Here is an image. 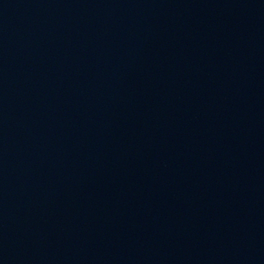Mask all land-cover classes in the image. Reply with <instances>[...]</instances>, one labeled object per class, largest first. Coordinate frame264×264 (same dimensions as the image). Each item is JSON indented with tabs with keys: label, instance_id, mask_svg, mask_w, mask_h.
Wrapping results in <instances>:
<instances>
[{
	"label": "water",
	"instance_id": "water-1",
	"mask_svg": "<svg viewBox=\"0 0 264 264\" xmlns=\"http://www.w3.org/2000/svg\"><path fill=\"white\" fill-rule=\"evenodd\" d=\"M0 264H264V0H0Z\"/></svg>",
	"mask_w": 264,
	"mask_h": 264
}]
</instances>
